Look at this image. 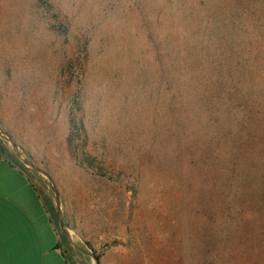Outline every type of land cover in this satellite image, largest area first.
Instances as JSON below:
<instances>
[{
  "label": "rangeland",
  "instance_id": "obj_1",
  "mask_svg": "<svg viewBox=\"0 0 264 264\" xmlns=\"http://www.w3.org/2000/svg\"><path fill=\"white\" fill-rule=\"evenodd\" d=\"M0 132L70 264H264V0H0Z\"/></svg>",
  "mask_w": 264,
  "mask_h": 264
},
{
  "label": "crops",
  "instance_id": "obj_2",
  "mask_svg": "<svg viewBox=\"0 0 264 264\" xmlns=\"http://www.w3.org/2000/svg\"><path fill=\"white\" fill-rule=\"evenodd\" d=\"M0 142V264H70L59 243L41 182L22 168Z\"/></svg>",
  "mask_w": 264,
  "mask_h": 264
},
{
  "label": "water",
  "instance_id": "obj_3",
  "mask_svg": "<svg viewBox=\"0 0 264 264\" xmlns=\"http://www.w3.org/2000/svg\"><path fill=\"white\" fill-rule=\"evenodd\" d=\"M0 136L3 137L4 139H6L9 142V144L11 145L13 150L15 149V144L12 142V140L8 136L4 135L1 132H0ZM15 155H16V158L18 160H20L26 167L31 168L35 172H37L38 174L46 177L48 182L50 183V179L47 177V175L45 173H43L41 170H39L37 167H35L31 163H29V162L25 161L24 159H22L18 153H16ZM51 188H52V191H53V194H54V205H55V211H56L57 217H58L59 227H60L61 231L65 234L66 238L69 240L68 231L64 227V223H63L62 216H61V213H60V202H59L58 193H57L56 189L54 188V186L52 184H51ZM74 247L76 249L80 250L81 252L85 253L86 255H88L93 260L94 264H98V259L96 258V256H94V254H92V253H90L88 251H84V250H82V249H80V248H78L76 246H74Z\"/></svg>",
  "mask_w": 264,
  "mask_h": 264
},
{
  "label": "snow or ice",
  "instance_id": "obj_4",
  "mask_svg": "<svg viewBox=\"0 0 264 264\" xmlns=\"http://www.w3.org/2000/svg\"><path fill=\"white\" fill-rule=\"evenodd\" d=\"M4 182V176H3V169L2 166H0V189L3 187ZM3 240V233H2V222H0V244H2Z\"/></svg>",
  "mask_w": 264,
  "mask_h": 264
},
{
  "label": "trees",
  "instance_id": "obj_5",
  "mask_svg": "<svg viewBox=\"0 0 264 264\" xmlns=\"http://www.w3.org/2000/svg\"><path fill=\"white\" fill-rule=\"evenodd\" d=\"M21 167L24 168L22 165H21ZM52 211H53V213H54V209H52L51 212H52ZM96 258H97V257H96ZM97 259H98V258H97Z\"/></svg>",
  "mask_w": 264,
  "mask_h": 264
}]
</instances>
